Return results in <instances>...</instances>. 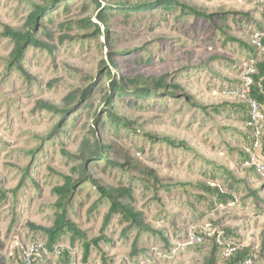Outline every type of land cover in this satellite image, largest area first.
Instances as JSON below:
<instances>
[{"label": "rangeland", "instance_id": "rangeland-1", "mask_svg": "<svg viewBox=\"0 0 264 264\" xmlns=\"http://www.w3.org/2000/svg\"><path fill=\"white\" fill-rule=\"evenodd\" d=\"M100 1L113 9L104 22L89 0H0L2 264H14V239L22 247L46 242L40 229L55 220L54 189L78 180L79 150L96 140L115 143L155 175L90 170L105 189L128 190L118 203L141 226L111 215L108 196L92 185H76L68 218L79 235H62L37 264H207L215 246L228 245L264 264V187L242 161L249 111L241 93L264 1ZM124 3L150 9L126 17L118 11ZM37 9L38 45L27 43L15 61L9 34L27 33ZM156 78L166 87L148 98L113 97L111 111L125 123L115 130L104 119L110 79L133 93L134 82L143 88ZM75 91L89 95L66 105ZM195 237L202 241L191 243Z\"/></svg>", "mask_w": 264, "mask_h": 264}, {"label": "trees", "instance_id": "trees-1", "mask_svg": "<svg viewBox=\"0 0 264 264\" xmlns=\"http://www.w3.org/2000/svg\"><path fill=\"white\" fill-rule=\"evenodd\" d=\"M89 1L97 7V10H101L100 12H102V10L104 11L103 12L104 16H102L101 18V22L102 21L104 22L106 15H108V13L111 12L113 9L112 8L102 9V2L100 0H89ZM179 8L182 9L184 11V14L188 16L200 15L197 14L194 10L185 9L184 6H180ZM146 9H150V7H144L141 5L128 6L126 3H124L123 5L120 6L118 11L125 14L126 17H129L133 13V11L143 12ZM40 10L41 9H37L35 14H33L32 17L30 18V21L28 23L30 30L27 33L9 34L11 40H13L15 44V48L12 53L13 60L15 61L20 60L21 53H23L24 47L27 43H29L28 45L32 47H36L38 45V42L34 38L32 33L36 32L37 26L40 24L39 22L41 21V18L39 19ZM45 15L49 16L50 12H46ZM202 17L204 18L206 16L203 15ZM97 29H98L97 33H99V28ZM263 30L264 29H260L257 30V32H262ZM259 44L262 50L258 51L257 47L253 45L252 49L255 51L253 55L247 58L249 62H252L251 67L254 70V72L250 75L252 84L250 86L249 98L254 102H256V104L259 106L260 110L264 115V37H262L259 40ZM107 76H111L110 71H108ZM137 84H140V82L139 81L138 83L134 82L133 93H130L127 91L126 85L123 83L122 80L116 82L115 80L110 79V84L107 89V98H106L107 101L106 104L109 105V109L107 110V112H105L104 119L106 118L115 130H118L120 127H124L125 123L118 116H116L115 113L111 111V109H113V105H112L113 97L123 98V97L133 96L134 99L142 100L152 95L153 88L166 87L162 83V78H156L150 81L148 80L146 82L144 81L141 82L142 85H146L143 88L136 87ZM88 95L89 92L86 91H75L67 96L66 105L73 103L80 96L83 97V99L85 100L88 97ZM184 97L185 100L189 99L188 96L186 95H184ZM41 109H44L46 111L57 112L56 108L47 104L42 105ZM248 134L249 135L247 136V141L244 142L243 148L250 146L252 143V138L250 136L249 130H248ZM256 157L258 160L264 161V125L259 139V148L256 152ZM111 158H118L122 160L124 163L123 164L115 163L113 160H111ZM78 160L80 161V163L77 166L78 180L73 181L70 178L65 179V182L62 186L56 187L54 189V193L57 196L56 205L58 208V211L55 215V220L53 221L52 226L50 228L40 229L44 233V236L46 238V242L43 243V245L45 247L46 252H48L49 254L55 253L58 246V241L60 240L62 235L64 234L70 235V239L72 241H74L75 238L79 235L76 226L68 218V213L71 207V202L74 196L76 185H84V184L92 185L101 194L108 196V199L111 202V209H110L111 215H119L121 222L129 223V224L133 223V226H136L138 229L141 226V222L138 214H135L129 206L118 203L119 199L130 197V193L128 192V190L105 189L100 182H98L96 179L92 177L90 170L93 167L98 168L100 166L103 167V170L122 169L124 167H127L128 169H131L133 171H137L140 173H144L148 176H152L155 179V175L153 174V172L148 170L146 171V169H143L142 166L134 162V160L128 154L122 152L115 145V143H110L109 145H106V144H101L98 140H96L93 144H89V143L82 144L79 150ZM246 160H247V155L244 152V150H242V161L246 162ZM251 171L254 173L253 169H251ZM204 190L207 193L216 196L219 199V201L221 200L225 201L224 199L227 197V195L221 193L220 190H218L217 188L206 187L204 188ZM228 240L232 241L233 238H229ZM15 241L17 242L16 239H14V242ZM192 247H194V245L191 244L189 248ZM215 247L216 248L213 249L207 260V264H218V262L220 261L222 262V264H242L245 261H250L251 264H253V256L246 251L240 252L237 251V249H235L230 255L226 256L225 251L227 246H219V247L215 246ZM42 256H43L42 254H35L31 258L30 264H37V260L39 258H42ZM9 257L14 262V264H25L19 247H14L12 250V255ZM0 264H2V258H0Z\"/></svg>", "mask_w": 264, "mask_h": 264}, {"label": "built area", "instance_id": "built-area-1", "mask_svg": "<svg viewBox=\"0 0 264 264\" xmlns=\"http://www.w3.org/2000/svg\"><path fill=\"white\" fill-rule=\"evenodd\" d=\"M264 1V0H261ZM264 37V30L262 32H256L253 36L254 38V45L257 47L258 51H261L259 40ZM252 62H250L249 67V74L247 73V76H245V80L243 82V87L241 90V93L243 96L246 97V103L248 105L249 110V116L248 120L246 122V126L248 130L250 131V136L252 138V143L248 147H244L243 150L247 155L246 165L250 167V169H253L255 175L261 180V182L264 184V161H260L256 157V152L259 148V139L262 133L263 125H264V115L262 111L260 110L259 106L249 98L250 94V86L252 84V80L250 78V75L254 72V70L251 67ZM236 93V92H235ZM201 241V238H193L191 243H199ZM14 247H19L21 250L24 263L30 264L31 258L35 254H45L46 250L43 244L41 243H33L26 247H22L19 245L18 242H13L9 248V256L12 255V250ZM235 250L234 246L228 245L225 251V255H230ZM242 264H251L250 261H245Z\"/></svg>", "mask_w": 264, "mask_h": 264}]
</instances>
